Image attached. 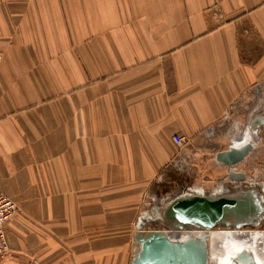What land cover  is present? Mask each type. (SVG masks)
Instances as JSON below:
<instances>
[{"label":"crops","instance_id":"obj_1","mask_svg":"<svg viewBox=\"0 0 264 264\" xmlns=\"http://www.w3.org/2000/svg\"><path fill=\"white\" fill-rule=\"evenodd\" d=\"M256 109L264 0H0L5 262L131 264L178 169L233 182L215 154Z\"/></svg>","mask_w":264,"mask_h":264},{"label":"water","instance_id":"obj_2","mask_svg":"<svg viewBox=\"0 0 264 264\" xmlns=\"http://www.w3.org/2000/svg\"><path fill=\"white\" fill-rule=\"evenodd\" d=\"M264 109H256L249 117L243 138L235 139L227 149L215 154L217 162L227 168L230 180L244 181L247 174L239 169L248 155L262 141ZM262 202L254 189L244 193L205 195L184 194L172 199L163 209L169 229L137 232L138 249L131 264H209V250L204 236L219 224L241 228L252 224L263 212ZM197 228L200 234L188 230ZM215 264H262L253 243L239 242L224 250Z\"/></svg>","mask_w":264,"mask_h":264},{"label":"rangeland","instance_id":"obj_3","mask_svg":"<svg viewBox=\"0 0 264 264\" xmlns=\"http://www.w3.org/2000/svg\"><path fill=\"white\" fill-rule=\"evenodd\" d=\"M258 152L259 158L264 159V129L262 130V141L256 145L253 151L248 155L247 159V168L246 174L247 178L241 182H232V183H224L221 182L223 178L219 179H210L205 177L204 180H214L212 181L211 185L213 187L209 189L206 185V188H203V185H200L201 179L197 177H185L182 179L179 173V169L175 172L178 176L176 179H172L171 182L163 185L162 187L158 188L155 193V201L152 200L149 204V207H153L148 210L147 213L151 215V220L145 223H140L137 228L139 230H153V229H169L168 225L166 224L165 219L163 218V209L169 203L170 200L174 199L175 196L190 194L193 192H203L207 193L209 189L211 193L214 194H234V193H244L247 189H254L259 190L261 193H258V200L261 202L264 201V161L261 163L260 161L257 162L258 158H255L254 153ZM257 155V156H258ZM256 156V157H257ZM246 162V161H245ZM244 165V164H242ZM244 167V166H243ZM243 169V168H242ZM229 178V177H227ZM219 182V184L217 183ZM215 183V184H214ZM258 192V191H257ZM264 203V202H263ZM263 206V205H262ZM263 212L258 216V218L254 221V223L244 225L241 229H256L264 231V207ZM215 229H235L234 227H228L224 224H219ZM183 232L184 230H180Z\"/></svg>","mask_w":264,"mask_h":264},{"label":"bare ground","instance_id":"obj_4","mask_svg":"<svg viewBox=\"0 0 264 264\" xmlns=\"http://www.w3.org/2000/svg\"><path fill=\"white\" fill-rule=\"evenodd\" d=\"M237 139L240 140L239 137ZM213 229L207 231L204 236L209 250V264H215L219 258L221 259L225 249L228 250L236 243L247 241L255 245L262 264H264V231L241 228Z\"/></svg>","mask_w":264,"mask_h":264},{"label":"built area","instance_id":"obj_5","mask_svg":"<svg viewBox=\"0 0 264 264\" xmlns=\"http://www.w3.org/2000/svg\"><path fill=\"white\" fill-rule=\"evenodd\" d=\"M175 140L179 146H183L188 141L187 137L181 134L175 135ZM18 209V203L0 189V264H8L5 262V256L9 249L6 225L16 219ZM180 230L182 229H178V231ZM140 231L146 230L141 229ZM184 231H189L193 234L202 232V230L197 228H190Z\"/></svg>","mask_w":264,"mask_h":264},{"label":"trees","instance_id":"obj_6","mask_svg":"<svg viewBox=\"0 0 264 264\" xmlns=\"http://www.w3.org/2000/svg\"><path fill=\"white\" fill-rule=\"evenodd\" d=\"M250 189H252V188H250ZM250 189H247V190H250ZM257 191H258V193H261L259 190H257ZM175 197H176V196H175ZM175 197H174V198H175ZM170 201H171V200H170ZM170 201H169V202H170ZM263 202H264V201H262V205H263V207H264V203H263Z\"/></svg>","mask_w":264,"mask_h":264}]
</instances>
